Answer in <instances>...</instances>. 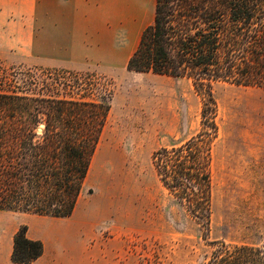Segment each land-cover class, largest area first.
<instances>
[{"label": "rangeland", "instance_id": "374dc122", "mask_svg": "<svg viewBox=\"0 0 264 264\" xmlns=\"http://www.w3.org/2000/svg\"><path fill=\"white\" fill-rule=\"evenodd\" d=\"M154 0L128 2L84 22L55 20L53 0H0V63L94 71L111 83V108L74 213L53 218L0 210V264H14L23 226L41 240L32 264H204L210 251L196 222L162 188L155 151L201 127L202 98L191 80L129 71L127 60L152 23ZM218 138L213 150L209 238L264 240V89L215 83ZM101 153L97 157V152ZM108 153H117L111 158ZM101 160L111 184L94 183Z\"/></svg>", "mask_w": 264, "mask_h": 264}, {"label": "trees", "instance_id": "16d2710c", "mask_svg": "<svg viewBox=\"0 0 264 264\" xmlns=\"http://www.w3.org/2000/svg\"><path fill=\"white\" fill-rule=\"evenodd\" d=\"M126 67L189 79L202 98L200 129L155 151L152 164L162 188L200 227L210 249L204 264H264V240L209 238L219 133L213 86L264 89V0H155L153 21ZM111 98V83L94 71L0 63V210L53 218L74 213ZM43 254V242L21 227L11 262L32 264Z\"/></svg>", "mask_w": 264, "mask_h": 264}, {"label": "crops", "instance_id": "0c3cea01", "mask_svg": "<svg viewBox=\"0 0 264 264\" xmlns=\"http://www.w3.org/2000/svg\"><path fill=\"white\" fill-rule=\"evenodd\" d=\"M13 2L16 4L18 0ZM128 2L142 7L145 0H53L55 20L62 24L76 19L86 22L94 13L103 14L108 7L118 16L120 12L124 13L127 10Z\"/></svg>", "mask_w": 264, "mask_h": 264}, {"label": "bare ground", "instance_id": "6f19581e", "mask_svg": "<svg viewBox=\"0 0 264 264\" xmlns=\"http://www.w3.org/2000/svg\"><path fill=\"white\" fill-rule=\"evenodd\" d=\"M101 153L100 149L97 152V157ZM118 155L117 153H108L107 156H111L113 158L114 156ZM114 160H101V164L98 170H96L92 176L94 183H98L102 186H106L111 184V179L113 180L112 176V170H106V165H104L106 162L112 166Z\"/></svg>", "mask_w": 264, "mask_h": 264}, {"label": "water", "instance_id": "95a60500", "mask_svg": "<svg viewBox=\"0 0 264 264\" xmlns=\"http://www.w3.org/2000/svg\"><path fill=\"white\" fill-rule=\"evenodd\" d=\"M39 131H41V129H39Z\"/></svg>", "mask_w": 264, "mask_h": 264}]
</instances>
